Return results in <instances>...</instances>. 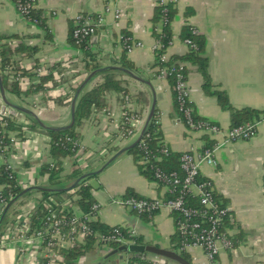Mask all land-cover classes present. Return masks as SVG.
<instances>
[{"label":"crops","instance_id":"obj_1","mask_svg":"<svg viewBox=\"0 0 264 264\" xmlns=\"http://www.w3.org/2000/svg\"><path fill=\"white\" fill-rule=\"evenodd\" d=\"M114 0H37V9L46 18L47 30L34 26L22 18L11 0H0V34L32 35L27 43L36 44L38 53L33 59H25L22 64L30 67L35 60L41 65L74 60L72 69L83 73V54L78 46L69 42L72 28L77 26L78 15L99 16ZM177 13L172 21L173 41L168 48V56H183L189 46L180 38L185 23L197 29L206 37V56L213 83L224 90L233 108H251L261 112L257 121V134L250 140L232 142L217 151V165L202 166L201 176L213 182L216 194L225 201L231 214L233 227L227 228L231 237L235 236L236 246L222 251L216 264H264V0H174ZM158 0H122L119 7L122 17L115 20L106 15L104 25L97 31V39L90 38L88 49L96 53L99 66H116L124 55L122 33L128 32L131 40L141 42L142 47L127 53L139 70V76L150 82L156 96L160 131L165 146L172 152H200L204 148L202 133L189 131L176 111L173 90L167 79L158 76L154 65L153 18ZM192 8V15L186 19L185 12ZM159 25L158 31L160 32ZM188 70L187 83L190 89L189 101L195 113L216 123L223 131L230 129V113L223 111L216 98L203 91V79L198 69L185 64ZM71 71L66 74L67 82L35 96L20 97L8 95L9 101L16 98L23 107L30 109L46 125L60 127L71 121V104L57 105L55 99L68 94L70 88L87 75L72 79ZM120 78V77H119ZM121 79V78H120ZM133 93L144 91L149 95V104L144 108L142 119L135 134L123 144H132L140 135L153 104L150 87L126 75ZM98 75L86 87L93 89L102 82ZM37 77H23V87L38 83ZM1 98V96H0ZM14 103V102H13ZM22 106V105H21ZM132 108L137 109L136 105ZM21 122L28 123L25 114L20 113ZM121 120V105L116 96L109 98L106 113H95L81 129L83 151L64 161V175L79 167H88L87 172L100 169L111 158L105 157L104 146L114 145V137ZM29 140L15 147V152L7 159L17 172L23 189L31 186H46L47 175H41V167L47 162L48 139L42 135H27ZM220 141L222 136H211ZM105 158V160L103 159ZM4 159L0 157V166ZM86 172V173H87ZM93 188L96 203L100 206L97 219L108 226L123 225L143 240L147 246L173 249L176 244V217L163 209L152 216H141L115 201L127 192L133 191L144 198H167L168 186L149 182L140 173L133 156L124 153L106 170L89 182ZM40 194L32 192L22 204H15L7 214L5 236L0 240V264H34L40 242L33 245L20 239L22 230L16 227L19 216L29 213L37 204ZM1 210V207H0ZM2 211V210H1ZM21 221L25 222L22 216ZM39 246V250L38 247ZM23 252H22V251ZM109 248L98 246L81 258L77 264H98ZM192 264H210L203 250L192 248L187 251ZM163 260L149 255L148 260ZM128 257L119 260L126 264ZM150 264V263H147Z\"/></svg>","mask_w":264,"mask_h":264},{"label":"trees","instance_id":"obj_2","mask_svg":"<svg viewBox=\"0 0 264 264\" xmlns=\"http://www.w3.org/2000/svg\"><path fill=\"white\" fill-rule=\"evenodd\" d=\"M36 5H37V0ZM175 3H170L163 7H157L155 15L153 18L154 31L153 36L156 41L160 42L162 48L154 50V67L157 68V74L160 70L166 68H174L175 72L170 73L167 77L169 84L173 90L174 102L176 111L182 118V121L189 131L192 128L187 124V120L183 117V113L179 109L178 100L176 98L175 91V74L178 71L180 64H190L195 66L201 77L203 79V91L207 96L216 98L219 107L223 111L230 113V128L245 125L247 123H255L259 120L261 114L260 111L251 108H244L237 110L233 108L229 101V97L224 90H221L219 86L215 85L211 79L209 73V60L206 54V37L197 32V29L189 24L185 23L182 27L180 38L183 41L189 40L191 42L189 46V51L183 56H169L167 61H162V56L167 53L173 41V33L171 29L172 21L177 13L175 8ZM192 15V8H188L185 12V17L188 19ZM23 18V17H22ZM31 24L39 26L44 31L47 30L46 18L43 15L42 10H38L37 7L32 10L29 16L26 18ZM159 25L161 26L160 32L158 31ZM72 28L70 32L69 42L74 45L76 44L73 38ZM122 36L128 39L127 42L122 40V45L124 49V55L121 60L115 63L116 66L128 69L135 73L140 74V70L127 59L126 43L131 41V36L128 32L124 31ZM37 36L32 35H20V34H0V75L2 78V84L5 92L8 95H14L25 99L26 97H32L39 93H44L47 90H52L59 86H63L67 80L66 74L71 71L73 78H78L82 74L87 76L101 68L96 62L97 54L88 49L90 43V38L82 43L78 48L82 51L83 58V73L72 69L74 64L73 59L67 61L58 62L52 65H41L37 60L30 67H25L22 62L25 59H33L39 51V47L36 44L27 43V39L36 38ZM38 69H43L44 73L39 74ZM119 75H125L119 71H110L100 74L102 77V82L97 84L93 89H84L80 94L75 113V124L70 130L54 132L49 130H44L40 127L38 122L29 115H26L28 119L27 130L23 129V126L17 124L16 120H13L11 116H1L0 117V157L5 155V147H9L10 152L13 154L15 152V144L28 141L30 137L27 135H42L48 139V155L47 162H45L41 167V175L48 176V182L46 187L50 188H67L71 186L77 179L81 178L88 171V167H79L73 170L71 173L64 175V161L69 157H74L82 152L80 147L75 146V143L81 144L82 134L81 129L84 127L85 123L90 120L95 113H106L109 106V98L111 96H116L121 105V120L118 125V130L115 132L114 137L117 139L116 144L110 146H104L105 157H112L121 148H123L124 142L129 138L127 135L124 136L130 129L135 128L134 125L130 123H125L126 117H135L138 123L142 119V114L144 108L149 104V95L144 91H137L133 93L132 86H130V81L127 79L119 78ZM184 75L187 78L188 70L187 67L184 70ZM126 76V75H125ZM23 77H37L39 79L38 83L33 84L29 88L23 87L21 83V78ZM82 80H78L71 88L68 94H63L55 99L57 105H70L74 95L76 94L78 88L82 84ZM126 97L129 98V102L132 105H136L137 109L125 108ZM189 108H191V117L196 125L199 123L213 124L205 118L197 116L191 103H189ZM126 111V114L123 113ZM157 110L146 130V133L141 140V142L136 145L132 150L127 152L133 156V159L137 165L139 173L149 182H156L159 185H165L166 183L157 178V173L161 172L167 178H171L173 175L184 177V172L181 168V157L183 153L170 151L163 141L160 124L158 123ZM4 126L2 127V125ZM11 133L14 137L13 144L11 145V139L8 137ZM202 141L204 142V148L200 150L210 149L216 143V140L211 138L209 134L202 135ZM105 160V158H103ZM94 177L86 178L82 180L78 186L69 192L65 193H49V192H38L40 198L37 200L29 213V224L30 231L27 233L30 236L34 231H40L46 229V218L52 210L59 219H64L65 222L61 225L62 234L66 236V241L70 243L69 247L63 248L55 245L54 250H56L60 255L61 259L57 264H77L78 261L86 256L88 253L94 251L98 246H106L109 250L117 249L121 243L111 242L104 245L101 241V237L112 232L114 228H119L121 235L123 236L126 243L143 244V240L137 236H131L130 229L123 225L108 226L100 222L97 219L98 211L94 210L93 206L96 203V199L93 195L94 188L89 183ZM207 178L200 177L199 180H206ZM23 187L19 183L17 172L14 168H7V164L0 166V198L5 199L9 203L13 198L19 195L23 191ZM179 190V188H178ZM177 190V191H178ZM177 191L175 193L168 192L167 198H175L177 196ZM34 192V191H32ZM32 192L27 193L17 204H22L23 201L29 197ZM135 197L144 198L138 196L132 190L127 192L122 198ZM215 199L222 205L225 206V201L218 194L215 195ZM186 203L189 206L200 208V199L198 196L192 194L185 195ZM100 209V208H99ZM74 214L77 215H88L93 219L87 223L89 230L82 241L74 239L71 241L69 239V234L72 231L73 226L68 223L69 218ZM141 216H149L148 214H140ZM176 221L179 218L178 214H174ZM1 216V215H0ZM224 228L233 227L232 224L228 222L227 219L224 220ZM79 223L76 224L78 226ZM7 222H4L0 228V240L5 236V228ZM236 246L235 236L231 237ZM44 246L47 241L56 242L57 239L50 238V236H45ZM3 243H5L2 240ZM176 244L173 246L175 251H178L181 238L178 232H176V239L174 241ZM181 256L192 262L189 254L187 252H181ZM119 256L111 264H120ZM153 260H142L136 258L128 259L130 263L137 264H147L151 263ZM165 262L168 260L165 259Z\"/></svg>","mask_w":264,"mask_h":264},{"label":"built area","instance_id":"obj_3","mask_svg":"<svg viewBox=\"0 0 264 264\" xmlns=\"http://www.w3.org/2000/svg\"><path fill=\"white\" fill-rule=\"evenodd\" d=\"M18 14L26 19L30 12L36 8L35 0H11ZM122 0H114L113 5H109L105 8V13L99 16H90V15H78L76 17V24L73 31V38L76 41V44L80 46L87 39L91 38L103 25L105 22L106 15H111L115 20H119L122 17V12L119 7V3ZM174 0H158L157 7H163L170 3H173ZM28 21V20H27ZM35 26V24H34ZM125 38L122 36L121 41ZM187 45H190L189 40L184 41ZM141 42L130 41L126 43V50L128 53L132 52L135 48L142 47ZM162 48L160 42L155 40L154 50ZM169 58L168 54L162 56V61H167ZM186 68L185 64H180L178 71L175 74V91L176 98L178 100L179 109L183 113V117L187 120V124L195 130L202 134H209L210 136H222L220 141H216L214 146L210 149L204 150L203 152H185L181 157V168L184 172V177L178 176L177 174L173 175L171 178H167L161 172L157 173V178L166 183V186L169 188V192L175 193L177 191V196L175 198H119L115 202L118 205L129 208L130 210L138 214H148L152 216L156 212L166 209L172 214H178L179 218L176 221V229L181 238V243L177 252H187L192 248H198L204 251L207 256V259L210 264H216L217 257L219 254L228 249L234 247L233 239L231 238L228 229L224 228V220L227 219L230 224L231 214L229 209L226 206H222L216 199V191L213 185V182L210 179L199 180L201 177V168L202 166H212L217 165V151L220 150L223 146L228 145L232 142L250 140L254 138L257 134L258 123H247L242 126L230 128L227 131H223L218 125L199 123L196 125L191 117V108H189V98H190V89L187 83V78L184 75V70ZM175 69L172 67L170 69H162L158 73V76L162 79H167L168 75L174 73ZM38 73H44L43 69H38ZM125 108H132V104L129 102V98L126 97ZM123 113L126 114V111ZM42 112L39 111L36 115H41ZM20 113L14 111L12 108L7 107L2 99L0 98V117L11 116L13 120H19ZM125 123H130L134 125L135 128L130 129L124 136L131 137L135 134L138 121L135 117H126ZM159 123V120H158ZM19 124L23 126L24 130H27V123L19 121ZM4 124L2 125V127ZM8 137L11 139V145L13 144L14 137L9 133ZM20 143L15 144V147ZM75 146L80 147V150H83L82 144L75 143ZM6 153L1 156L4 159V164H7V168L13 169V165L7 161L8 157L12 155L9 150V147L4 148ZM194 194L199 197L200 208H195L189 206L186 203L185 195ZM5 199L0 198V215L2 214L4 208L7 206ZM100 206L95 204L93 206L94 210H99ZM30 213V212H29ZM29 213H24L25 222L21 221L19 216L16 222V227L22 230L20 239L23 243L33 245L35 242H40V252H37L38 258L34 264H57L61 259V255L54 250L53 247L58 245L59 247H69L70 243L66 241V236L62 234L61 225L64 224L65 220L59 219L58 216L50 210L47 218L46 225L48 226L44 230L34 231L30 236L27 233L30 231V224L28 221ZM93 218L88 215H77L74 214L69 218L68 223L73 226L71 233L68 235L69 239L73 241L77 240L82 241L86 236L89 227L87 225ZM78 226H76V224ZM45 236H50V238L57 239L56 242L47 241L44 246ZM131 236H134V233L131 232ZM101 241L104 242V245L117 242V243H126L121 231L119 228H114L112 232L101 237ZM38 250H39V246ZM22 251V250H21ZM23 252V251H22ZM126 264H137L127 262ZM150 264H173L171 262H165V260L156 259L153 260Z\"/></svg>","mask_w":264,"mask_h":264},{"label":"water","instance_id":"obj_4","mask_svg":"<svg viewBox=\"0 0 264 264\" xmlns=\"http://www.w3.org/2000/svg\"><path fill=\"white\" fill-rule=\"evenodd\" d=\"M97 35H98V33L96 32L92 36V39L93 40L97 39ZM110 71L122 72L125 75L129 76L130 78L148 85L150 87L152 93H153V96H154L153 97V104H152L150 113H149V115L145 121V124H144L142 131H141L140 135L138 136V138L132 144L121 148L117 153H115L111 158H109L100 169L92 171V172H87L81 178L77 179L71 186H69L67 188H50V187H46V186H38L37 185V186H31L29 188L24 189L19 195H17L15 198H13L7 204V206L4 208V210L0 216V228L3 225V223L5 222L7 214L9 213L10 209L18 202V200H20L27 193L32 192V191L49 192V193L69 192V191L74 190L82 180H84L86 178L97 176L100 173L104 172L106 170V168L108 166H110L119 156H121L124 153L129 152L130 150H132L136 145H138L141 142V140L143 139V137L146 133V130H147L154 114H155V111H156L155 91H154V88L150 82L146 81L145 79H143L139 75H136L135 73H133L132 71H130L128 69H123V68H120L118 66H106V67H102V68H99L97 70H94L83 80L82 84L78 88V90H77L76 94L74 95L73 100L71 102V121H70V123L66 126H60V127L48 126L30 109L25 108V107L20 106V105H17V104H14L11 101H9V99L7 98V94L4 90V87L2 84V78L0 75V96H1L3 103L7 107L12 108L14 111H16L18 113H22V114L31 116L32 118H34L36 120V122H38L40 127L43 128L44 130L60 132V131L70 130L74 126L77 100H78L80 94L82 93V91L85 89V87L98 75L103 74L105 72H110ZM149 255H154V256L160 257L164 260L166 259L173 264H192V262L185 260L181 256V254L175 250L162 249V248H159L156 246H147L144 244H135V243H123V244L119 245V247L117 249H113V250L110 249L107 252V254L100 260V262L98 264H111L115 261V259L118 256H119V258H118L119 260H122L124 257H128V259L136 258V259L146 260Z\"/></svg>","mask_w":264,"mask_h":264},{"label":"rangeland","instance_id":"obj_5","mask_svg":"<svg viewBox=\"0 0 264 264\" xmlns=\"http://www.w3.org/2000/svg\"><path fill=\"white\" fill-rule=\"evenodd\" d=\"M119 77L120 78H126V76L125 75H119ZM13 99V102H14V104H17V105H22L23 106V104H22V102L25 104V102L24 101H19L18 99H16L15 97L14 98H12ZM12 102V103H13ZM19 121H21L20 119L19 120H17V124H19ZM23 122V121H22ZM20 143H22L23 144V142H21V141H19ZM20 145V144H19Z\"/></svg>","mask_w":264,"mask_h":264}]
</instances>
